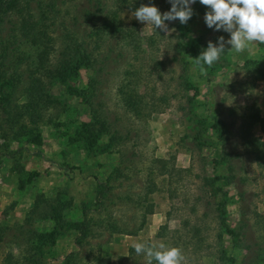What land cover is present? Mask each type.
I'll return each instance as SVG.
<instances>
[{
  "label": "rangeland",
  "instance_id": "1",
  "mask_svg": "<svg viewBox=\"0 0 264 264\" xmlns=\"http://www.w3.org/2000/svg\"><path fill=\"white\" fill-rule=\"evenodd\" d=\"M102 1L106 3L105 10H116L112 0ZM138 1L155 5L162 14L171 9L169 0ZM85 5H89L88 0H16L15 9L8 14L11 22L0 26L1 124L7 98L9 105H16L18 113L23 114L27 80L31 75H43L42 69H36L31 62L35 52L23 44L17 29L26 8L32 18L42 17L43 21L48 19L52 23L51 35L56 45L58 35L68 27L80 43L84 41L81 48L87 47L90 52V64H79L66 81H54L46 87L48 96L38 110L36 124L23 121L19 115L18 124L24 127H11L9 123L0 127V264H5L7 254L10 264H27L33 248L40 249V257L36 259L44 264H67L65 257L73 251L76 264H92L94 255L110 257L111 264H132L135 260L147 264L143 254L137 255L135 251L128 254L136 242H163L171 246L176 242L186 264H220L221 249L227 259L222 264H264V252L259 250L264 244L261 226L264 159L256 156L262 155L260 149L244 144V132L250 131L260 140L261 136L258 123L245 127L243 116L256 109L260 115L264 104V80L250 71L251 63L244 64L245 60L254 61V66L264 70L262 44H252L242 53L231 51V46L226 44L220 61L203 76L193 59L185 55L182 45L195 42L204 28L207 41L215 36L228 40L230 34L206 25L207 10L204 11L205 6L199 0L191 5L193 15L187 24H181L178 19L165 21L168 33L141 23L134 18V11L126 8L117 12L116 28L103 31L94 25H100L102 14L86 16L81 9ZM126 28L131 33L124 34ZM129 71L138 74L134 88L144 101L157 102L165 96L166 102L141 114L125 108L116 88ZM92 72L99 79L91 100L93 107L104 103L108 118L116 120L114 129L132 131L133 140L108 146L104 145L107 135L100 136L101 145L85 139L83 123L90 120L91 112L76 91L86 87ZM215 115L223 122L220 139L211 128ZM13 131L19 132L17 139L12 138ZM198 131L199 147L192 140ZM36 133L40 145L32 142ZM153 158L167 159L179 169L191 165V170H182L170 178L166 174L152 177L158 171L151 163ZM204 174L217 175L216 184L225 196L226 222L232 229L238 221L236 189L248 194L249 209L262 218L249 213V225L241 237L242 243L250 242V251L238 244L232 246L229 235L216 228L213 203L204 201L196 210L197 218L205 212L200 217L203 249L195 253L185 237L175 239L174 230L183 233L180 229L183 218L194 222L189 208L200 184L198 180ZM153 178L158 187L150 191L149 181ZM95 179L105 180L109 185L99 213L92 204L97 188ZM57 197L70 199L71 207L63 210L57 220L42 217V210ZM82 203L88 206L87 216L91 221L78 245L75 242L78 232L70 224L81 219ZM148 203L151 212L145 210ZM164 223L166 228H161ZM158 232L166 236H157ZM119 256L124 259L116 260Z\"/></svg>",
  "mask_w": 264,
  "mask_h": 264
},
{
  "label": "trees",
  "instance_id": "2",
  "mask_svg": "<svg viewBox=\"0 0 264 264\" xmlns=\"http://www.w3.org/2000/svg\"><path fill=\"white\" fill-rule=\"evenodd\" d=\"M15 1L16 0H0V26L7 25L8 22H11L10 19H8V14H10L15 9ZM89 5L85 7H81L82 11L85 13L86 16L93 15L96 16V14H102V20L100 21V26L103 31L113 30L116 27L117 22H115V18L117 16V12L124 10V8L134 11L138 7H140L141 2L138 0H112V6L116 8V10L113 12L111 10H105L106 3L102 0H88ZM21 8L20 10H22ZM28 9L22 13V16L24 14V18L19 21V26L17 29L21 33V37L23 38V44L27 45V48L33 52V57L31 58V62L36 66V69H42L43 75H31L28 82V89H25V101L22 105V112L23 114L18 113L19 110H16V105L10 106L8 103V100L10 98H7L6 102L3 104L2 109L4 110L5 116L3 117L4 123H9L11 127H15V125L20 127H24L23 124H18V117L21 115L23 117V121H26L27 123H30L32 125L36 124L39 116H38V110H41V106L45 105V100L47 99V90L46 87L51 85L52 82L57 81L60 83H63L66 81V79L73 73L76 72L79 64H90L89 57L90 52L87 50V47H82V42L78 40V37L75 36L71 30H69L68 27H64L62 29V33L58 35L59 40L58 44L56 45L55 41L52 39V23L48 22V19L46 21L42 20V17L40 18H32V16H29V13L27 11ZM209 11V9L205 6L204 11ZM21 16V17H22ZM85 16V17H86ZM51 30V31H49ZM206 29H203V32L198 36L195 42L189 44V45H182L183 52L187 57H191L193 59L197 58L200 53L207 48L208 42L205 38H207ZM131 33L130 28H126V31L124 34ZM95 34V33H94ZM98 35V33H96ZM218 39V36L212 37L211 41L213 43H216V40ZM3 42V41H2ZM264 47V44H262ZM82 50L80 52L78 49ZM30 60V58H29ZM106 60V58L104 59ZM182 60V59H181ZM25 61V60H24ZM252 64L250 67V71H255L258 73L264 80V70L260 66H254L256 63L254 61L245 60L244 64L245 66H248V64ZM32 69V68H31ZM30 69V70H31ZM35 69V68H34ZM93 71V68H92ZM184 71V68H183ZM93 73V72H92ZM130 74V77L127 75ZM129 74H124L126 76L125 80L124 77L120 79V83L118 84L116 90L118 93V96L121 100L122 105L129 109L130 111H133L134 113L141 114L143 111L151 112L155 109H157L160 104H164L168 98L165 96H161L156 101H144L142 96L135 88V81L134 78H138V74L135 71H129ZM180 78H183L182 75ZM184 86H187L186 81H182ZM99 83L98 76H95V72L92 74V76L89 77V81L86 84V87L83 89H80L76 91L77 96L80 97L81 101H84L88 106L90 110V120L86 123H83L84 128L83 132L87 135V139L91 144L93 143H99V138L102 135H107V142L104 145H117L119 143H125L128 141L133 140L135 137L134 135H130L133 132L129 130H117L114 129V123L115 119L110 120L108 110L105 109L104 103L100 105L99 103L96 104V106L93 107V104L91 102L94 93L97 90V86ZM68 88V87H66ZM187 98V97H186ZM190 98H188V103L191 105ZM192 101V100H191ZM7 105V106H6ZM5 106V107H4ZM233 110V109H232ZM145 111V112H146ZM233 113V111H230ZM244 119L246 121L245 127H251L254 123H258L259 128L264 127V117H261L257 111V109L254 112H248L245 113ZM213 122L211 123V128L215 132V136L217 139H220L223 132V122L218 116H213ZM14 120V122H13ZM17 124H16V123ZM2 123V124H4ZM2 124L0 123V127H2ZM10 127V128H11ZM246 130V129H245ZM132 132V133H131ZM13 137L16 138L19 136L18 131L12 132ZM84 136H80L82 139ZM199 137V131L192 136V140L197 145V138ZM32 142L36 145H40L39 135L36 133L32 139ZM100 145L102 143H99ZM244 144L248 146H252L255 150L258 148L262 151V155L256 154L258 159H264V141L260 140L258 137H254L252 134H250V131L244 132ZM202 160V159H200ZM151 163L155 164L158 168V171L154 174H152V177L155 176H163L167 175L168 178L172 174H177L184 170V171H190L191 165L188 169H179L175 168L172 163L169 162L167 159L162 158H153L151 159ZM198 177L197 175H195ZM216 180H218L217 175H214L212 177L207 175H202L198 181H200V184L195 188L196 193L193 197V205L189 208V213L191 212L194 216V222L190 223L188 218H183L181 220V226L180 229L183 230L182 235H180L179 229H176L173 231L175 234V239H181L182 236L185 237V241L189 243L192 246V249L195 253H197L200 249H203L202 247V226H201V218L205 215V212L200 214L199 218H197L196 210L198 205L200 206L201 203L204 201L205 204L213 203L214 209H213V219L216 221V228L222 229L224 233L229 235L232 246L239 245L242 248H245L247 251H250V242H244L242 243V234L243 231L246 230V228L249 225V213L253 214L255 217L261 218L260 215L255 213L253 210H250L248 207V204L246 202L247 195L246 192L243 190L236 189L237 196H238V221L236 222L235 229H232L231 226L226 222L225 218V196L224 192L221 190L220 186L216 184ZM96 185L97 188L95 189V195L92 200L93 208L96 213H99L100 207L102 206V198L104 196V193L108 190V183L104 180H97ZM150 183V191L155 190L158 186L154 182V178L149 181ZM219 194V195H218ZM221 194V195H220ZM213 200H208V199ZM209 201V202H208ZM72 203L70 199L60 198L57 197L53 202H50L47 204L46 208L42 210L41 216L44 218H49L51 220H57V218H60L62 216V211L71 207ZM81 207V219L79 221L73 222L70 225L77 230V235L75 236V242L76 244L80 245V240H82L89 229L90 221L91 219L87 216V210L88 206L86 203H82ZM145 210L147 212H151V203L146 204ZM169 212L166 214L168 215ZM169 216V215H168ZM262 220V218H261ZM166 223H164L161 228L165 227ZM262 230L264 231V222L262 221ZM260 226V227H261ZM114 228V227H113ZM122 230V229H116ZM116 231V232H117ZM157 236L163 237L166 236L163 232L156 233ZM218 237L220 238V233H218ZM52 240V239H50ZM241 240V242H240ZM242 243V244H241ZM174 246H176V242L173 243ZM262 252H264V244H262V248L259 247ZM31 257L27 258L28 263L27 264H44L36 257H40V249L39 251L36 249H31ZM128 254L135 251L134 248H131L128 250ZM8 254L5 256L4 261L5 264H10ZM93 263L92 264H111V258L108 256L100 257V255H94L93 256ZM145 257V256H144ZM67 264H76L75 261L77 259L76 252H70L65 257ZM121 259H124V256H119L116 258V260L120 261ZM146 259V257H145ZM233 260V258H230ZM227 260L226 257L223 254V250L221 249L220 253L218 254V261H220V264L223 263V261ZM23 261L25 259L23 258ZM147 261V260H146ZM231 262V261H230ZM132 264H139L136 260L133 261ZM153 264H156L155 261H153ZM193 264V263H192ZM197 264V263H194ZM217 264V263H212Z\"/></svg>",
  "mask_w": 264,
  "mask_h": 264
},
{
  "label": "clouds",
  "instance_id": "3",
  "mask_svg": "<svg viewBox=\"0 0 264 264\" xmlns=\"http://www.w3.org/2000/svg\"><path fill=\"white\" fill-rule=\"evenodd\" d=\"M171 9L160 12L155 5L141 4L134 10L135 19L145 25H152L155 29L168 33L169 28L165 21L179 20L187 24L193 15L192 4L196 0H169ZM209 11L205 13L204 20L209 28L216 31L223 30L230 34L225 40L223 36L217 43L208 42L207 48L193 59L194 65L203 76L207 69L220 61L225 53V45H230L231 51L242 53L252 44H264V0H199ZM174 30V29H173ZM137 255L143 254L147 264H186V257L180 247L171 246L163 242L150 244L145 242L133 243Z\"/></svg>",
  "mask_w": 264,
  "mask_h": 264
},
{
  "label": "crops",
  "instance_id": "4",
  "mask_svg": "<svg viewBox=\"0 0 264 264\" xmlns=\"http://www.w3.org/2000/svg\"><path fill=\"white\" fill-rule=\"evenodd\" d=\"M262 94H264V92ZM262 102H264V97L262 99ZM260 116L264 117V104L261 105ZM258 130H259V134L261 136V140L264 141V127L263 128H258Z\"/></svg>",
  "mask_w": 264,
  "mask_h": 264
}]
</instances>
